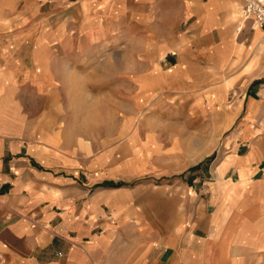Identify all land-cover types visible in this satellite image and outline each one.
I'll use <instances>...</instances> for the list:
<instances>
[{
	"label": "crops",
	"instance_id": "crops-1",
	"mask_svg": "<svg viewBox=\"0 0 264 264\" xmlns=\"http://www.w3.org/2000/svg\"><path fill=\"white\" fill-rule=\"evenodd\" d=\"M171 100L216 140L154 186L134 117ZM0 264H264V33L234 0H0Z\"/></svg>",
	"mask_w": 264,
	"mask_h": 264
},
{
	"label": "rangeland",
	"instance_id": "rangeland-1",
	"mask_svg": "<svg viewBox=\"0 0 264 264\" xmlns=\"http://www.w3.org/2000/svg\"><path fill=\"white\" fill-rule=\"evenodd\" d=\"M89 82L91 95H89L90 97L88 101L89 105H91L93 100H95V97L92 96V93L96 90L93 84L98 85V81L93 80ZM106 82L107 85L108 83L111 84V81ZM170 103L171 104L169 106L165 105L162 109L161 105L155 106V108L150 107L151 110H149V112L143 111L139 115L135 114L134 117V119L136 118V125H141V130H145V127L142 128V126L144 125L143 122L147 116H150L152 120H156L157 122H159L158 124H152L156 125V127L153 126V129L149 126L150 131L145 134L146 143L142 144V147L147 152L154 153L150 155V158H148V160H145V164L144 161L140 163L141 160H139L140 164L138 163V165H135V161L131 160L130 165L127 166V169L129 168V171H132L135 167L137 169H140L143 164L144 166H149V168L151 167L152 171H168L167 174L159 177H139V181L149 182L154 186L161 184H172L176 183L179 180H183L184 176H186L188 172H191L190 170H188L190 167L194 166L197 163H200V165L206 163V158L199 159V157H202V155L206 154L209 156L210 148H212L213 145L209 143H211V140H216V138L214 137V131L204 126V124L200 126L195 122L194 117H197L196 111H193L191 109L188 110L187 106L185 105L184 107L186 111H184L183 105L179 106L181 102L177 100H171ZM99 104L103 103L99 102ZM104 104L107 107L109 102L104 101ZM117 107L118 109L116 113L101 110L94 112V110H92V106L90 111H85L86 117H83V119L84 121H87L89 123V131L91 136L96 137V135H105L107 137H110L115 135L117 136V138H119L117 139V141L120 143L125 140L126 135L127 137L130 136L129 133H125V129L119 127V120L127 119L126 115L130 114L121 111L119 106ZM81 114L82 112H76L77 116L76 121H73L74 125H81L80 123L83 121L81 120ZM131 114L133 115V113ZM60 115H63L65 116V118H67L68 116H70V112L59 111V116ZM183 123L184 125H182ZM79 127L80 126H73L68 130H71V132H73L74 134H78L82 129L81 127ZM120 130L122 131L121 135L119 133ZM155 135H160L163 144L156 145L154 144V142L152 144L149 143L150 139L155 138ZM168 136L172 137V139L174 138L172 140L174 142L169 141L171 138H169ZM178 137L180 138L179 140H177ZM220 138L221 136L219 132V141ZM177 141H180V143ZM93 146L96 147L97 145L93 144ZM161 147L163 149H160Z\"/></svg>",
	"mask_w": 264,
	"mask_h": 264
},
{
	"label": "built area",
	"instance_id": "built-area-1",
	"mask_svg": "<svg viewBox=\"0 0 264 264\" xmlns=\"http://www.w3.org/2000/svg\"><path fill=\"white\" fill-rule=\"evenodd\" d=\"M238 6L241 20L249 21L251 29H260L264 33V0H234ZM241 29L237 27V31Z\"/></svg>",
	"mask_w": 264,
	"mask_h": 264
}]
</instances>
